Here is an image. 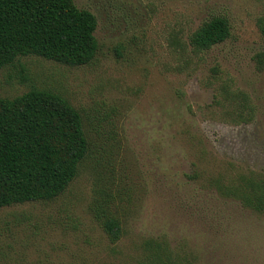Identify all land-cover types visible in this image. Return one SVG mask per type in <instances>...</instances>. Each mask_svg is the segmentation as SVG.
<instances>
[{
    "label": "rangeland",
    "instance_id": "374dc122",
    "mask_svg": "<svg viewBox=\"0 0 264 264\" xmlns=\"http://www.w3.org/2000/svg\"><path fill=\"white\" fill-rule=\"evenodd\" d=\"M73 1L97 19L94 60L19 57L0 97L61 95L89 152L56 199L0 209V264H264V213L226 195L264 181V0ZM214 17L230 36L197 50Z\"/></svg>",
    "mask_w": 264,
    "mask_h": 264
},
{
    "label": "trees",
    "instance_id": "16d2710c",
    "mask_svg": "<svg viewBox=\"0 0 264 264\" xmlns=\"http://www.w3.org/2000/svg\"><path fill=\"white\" fill-rule=\"evenodd\" d=\"M97 19L73 0H0V69L19 57L38 56L60 64H90L99 50ZM264 38V20L260 23ZM230 36L223 17L204 23L191 37L205 51ZM89 152L80 113L61 95L31 89L14 99L0 97V209L31 201H52L66 191ZM243 193L251 209L264 213V181L250 180ZM115 237L119 223L108 219Z\"/></svg>",
    "mask_w": 264,
    "mask_h": 264
}]
</instances>
